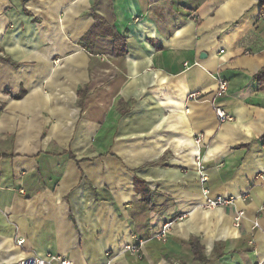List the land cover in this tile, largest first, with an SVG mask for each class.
<instances>
[{
	"label": "crops",
	"instance_id": "1",
	"mask_svg": "<svg viewBox=\"0 0 264 264\" xmlns=\"http://www.w3.org/2000/svg\"><path fill=\"white\" fill-rule=\"evenodd\" d=\"M263 9L0 0V264L264 259ZM220 79L229 87L216 96ZM219 195L235 199L205 206ZM139 240L140 255L126 249Z\"/></svg>",
	"mask_w": 264,
	"mask_h": 264
},
{
	"label": "built area",
	"instance_id": "2",
	"mask_svg": "<svg viewBox=\"0 0 264 264\" xmlns=\"http://www.w3.org/2000/svg\"><path fill=\"white\" fill-rule=\"evenodd\" d=\"M261 16L264 17V9L261 12ZM229 87V82L225 79L219 80V86L216 93V96H221L224 93L227 92ZM198 93L192 92L188 95L189 99H195L197 98ZM213 106L216 111V114L221 122L232 120L233 116L230 112H228L225 108H223L220 104L217 103L216 98L213 99ZM195 142L198 146L197 156H196V164L199 173L201 174V180L202 182H205L208 179L207 173H206V166L204 163V157L202 155V143H203V135L201 133L197 134L195 136ZM205 193H208V190L205 189ZM235 196H217L215 198L208 197L207 202L205 204L206 207H216L218 205H223L229 202L234 201ZM244 211H239L236 216V222L237 224L240 222L241 217L243 216ZM169 230V224H166L163 226L159 234L157 235L161 239H165L167 236ZM23 239L19 240V243H23ZM144 241L139 240L137 244H127L125 247L127 250H131L134 253H137L140 255L139 251L142 247ZM108 262L107 264H115L114 257L111 252L107 253ZM19 264H70L69 260L62 258L59 255L55 254H47L45 256H29L27 258L22 259ZM255 264H264V259H259L255 262Z\"/></svg>",
	"mask_w": 264,
	"mask_h": 264
},
{
	"label": "trees",
	"instance_id": "3",
	"mask_svg": "<svg viewBox=\"0 0 264 264\" xmlns=\"http://www.w3.org/2000/svg\"><path fill=\"white\" fill-rule=\"evenodd\" d=\"M102 22H99V25L101 24ZM108 31H111L113 32V34H115V37L116 38H119L117 37L118 36V33L115 32L113 29L111 30L109 27L106 29V32L108 33ZM121 41L123 42V38L121 37ZM256 78L261 81L262 83H264V66L263 68L257 73L256 75Z\"/></svg>",
	"mask_w": 264,
	"mask_h": 264
}]
</instances>
